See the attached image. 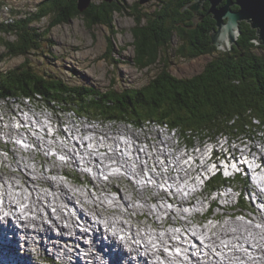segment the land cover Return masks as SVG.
Returning <instances> with one entry per match:
<instances>
[{"label":"trees","instance_id":"16d2710c","mask_svg":"<svg viewBox=\"0 0 264 264\" xmlns=\"http://www.w3.org/2000/svg\"><path fill=\"white\" fill-rule=\"evenodd\" d=\"M194 1L197 0H163L152 14H139L138 7L131 8L136 23L132 30L134 64L141 69L158 66L154 78L143 88L101 92L94 87L69 86L60 79H48L35 73L25 62L0 77V99L10 96L35 99L40 95L47 102L70 107L79 115L121 121L136 128L157 121L175 128L182 143L187 145L220 136L235 142L264 135V57L253 53L264 47L254 44L256 32L249 24L241 22L237 45L228 53L218 52L211 45L210 32L215 29V22L208 14L209 4L205 3L198 13L202 21L197 25L192 13L182 11ZM126 6V0H114L110 4L100 1L91 3L80 13L77 0H43L34 14L11 26L0 24V32L16 37L13 42L3 40L8 53L5 58L39 50L52 28L82 18L87 29L95 25L108 27L110 36L106 38L103 58L118 63L112 58L113 37L117 35L113 17L127 11ZM237 9L232 7V10ZM47 17L52 20L43 31L31 26ZM175 36L178 44L172 48ZM170 49L179 59L218 55L198 75L181 79L169 72L166 54ZM227 182L218 175L208 183V191ZM238 183L244 184L242 180Z\"/></svg>","mask_w":264,"mask_h":264},{"label":"bare ground","instance_id":"6f19581e","mask_svg":"<svg viewBox=\"0 0 264 264\" xmlns=\"http://www.w3.org/2000/svg\"><path fill=\"white\" fill-rule=\"evenodd\" d=\"M2 102L10 103V101H8V97L5 98V102L4 101ZM16 114L17 113L14 112V115ZM34 117L36 118V115ZM12 118H14V116H12ZM72 118H75V117H72ZM9 121L11 123L8 122V125L5 126L4 124H2L3 121L1 122L0 120V131L2 129H7L8 131L4 130L2 132L7 131L8 133L11 131L15 132V130L17 129L18 130L23 129L22 126L18 124L19 120L17 116H15L14 120L9 119ZM117 123L118 122H116L115 125ZM74 125L78 126V129L80 130L79 132L80 134L81 128L79 124L73 121V126ZM128 125H131V124H128ZM24 127L26 130H29V127L32 128L33 126L31 125L27 128L25 125ZM138 129L141 130V128H138ZM40 131H42V129H40ZM102 132L104 133L106 131H102ZM167 135L170 137L176 138L178 136V133H176V136L173 134H167ZM40 138L47 139V136H43ZM67 139H70V138L67 137ZM35 140L37 141L38 144L40 143L39 138L38 139L36 138ZM124 140L129 141L127 147L125 148L127 150L124 149L126 142H123L122 144L120 143L118 145L119 151H122V149H124V152H120L119 154V152H117L116 150L114 151L112 150V147L116 146V137L115 138L106 137L105 142L100 144L101 148L106 149L105 152L103 153V156H102L103 158H98L97 156H95L96 155L95 153H92L89 156H85V152L79 149V154L84 156L83 159L80 160V158L76 156L73 150L72 151L67 150L66 153L69 152L70 154V156H68L69 158L67 157L68 163L70 164L72 163L73 165L72 167L75 169H78L81 166L80 163L85 162L86 164L85 167L87 166L91 167L96 171V173H98L100 171L96 168L97 162L95 159H93V157H95L98 160V163H100L102 162L104 158H105V161H107V160L113 159V157L116 156L119 159L121 158L120 162L121 164L123 163L122 166L124 167V170H126L127 174H129L130 176H133V173H134V175L138 177L144 176V173H143L144 168L146 167L150 168V164H147L145 166L141 163L142 161H139L138 163L139 157L128 158L126 156V153L128 154L132 153V151L129 152V150L131 149V142H134L133 140L139 141L138 136L135 135V133L134 135L132 134L126 135ZM108 142H111V143H108ZM53 143L55 144V146L56 144L60 145L61 151H64L63 144L61 145V143L59 142L57 143L56 141H54ZM107 144H109L110 147H106ZM262 144H263L262 146L263 148H261V150L257 146H254L252 144L249 146V148H252V151L257 153L258 155L257 157L252 156L250 153L244 152L243 150L238 151V149L236 150V148L233 149L232 147L229 148V152L234 150L236 154L240 155V157H242L248 163L258 162L259 164H261L263 171H264V152H263L264 142ZM44 146H45L46 152L48 153V151L50 150L49 146L53 147L54 145L45 141ZM247 146L246 148H248ZM128 147H129V150H128ZM149 150L150 152L157 151L160 154L162 153L167 154L166 157H168V159L162 160L163 163L160 168L156 169L154 167L156 170V173H155L156 175H160L161 173H164L160 176L161 180L160 181L158 180L157 184H155V180H154L152 187H145L143 188V190L139 191L136 194L132 193V195L136 196L137 199L142 203L141 209L139 211H138V207H136V203L134 201L128 200L127 197L124 196L125 194L122 192L120 193L119 200H116L114 197L112 198L110 195L107 194L106 191H103L105 192V194H101V193L94 194V193H91L90 191H86L85 193H82L81 191L82 188L77 189V187L73 185L72 183L66 185L63 182L64 181L63 179L62 180L56 179V183L52 188L53 197L48 196L47 191H43L41 190V188H39V183L45 182V179L49 173V169L44 168L42 170L35 171L33 166H31V163L28 162V159H25L26 157H23V154H21L22 155L21 157L24 163L21 164L19 162H15V166L19 169L23 168L28 173L29 175L28 177L24 176L25 174H23L21 171L16 173L13 170H8L9 172H11L10 176H13L14 178H7V177H4V175H2V171L0 168V173H1L0 174V196L3 198L6 197L4 209L9 212L8 216L6 218H3L2 219L3 221L1 222L6 225L0 224V248L4 252L3 258L7 254L8 256L7 259H9L14 264H36L34 260L31 262L32 255H33V258H35L34 255L41 253L40 256H42V252H43L49 257L51 256V253L52 254L56 252L60 253L59 248H62L63 250L62 253H60L63 259H66L69 257L75 258L76 252L64 249L61 246V242L58 240L64 239L67 241L66 239L67 237L65 236L67 232L70 233V232L78 231L77 225L79 224L76 222V219L77 220L79 219L81 222L86 223L87 226L91 227L94 230L92 235L95 236V239H97L98 237L102 235H108L109 240L112 242L113 245H116L117 247L116 252H113L110 249L109 252L106 253V251L104 250V245L102 243L96 242L95 246L98 249L99 253L95 255L93 253L90 254V258L94 259L93 262H99L101 259H103L104 256H106L107 258H109V261L111 264H132V262L136 261L134 259L135 258L134 255L139 254L140 251H144L142 250L141 246H143L145 249V257L150 259L152 262H159L157 261V259H158L161 246L164 247L165 245H167L171 249H175L178 247L188 248L187 245L174 241V236L181 237V233L179 231H175L173 233H171L172 231L171 232L166 231L163 233H160L157 231V233L154 234L152 231V227L148 224H141V225L138 224L136 227L133 224H129L128 223L129 221L125 223V221L121 220L124 218H128V219L132 218L131 213L136 212L138 214V217L143 214L145 215L146 213V215L150 216L152 221L154 222V218L159 217L161 213L163 215L165 214L169 215V213H165L166 211H170L171 214L181 213L182 211H184L183 207L185 205H189V208L191 207V205L194 206L193 209L190 208L188 210L189 215H193L194 213L200 211L201 207H204L206 199L202 201L198 199L193 200L194 195L190 199V202H188V199L187 201L183 199L185 198L184 192L188 193V196H191L192 194L199 192L200 175L197 169L206 170L207 169L206 167L209 166L208 164L209 161L203 159L202 156L200 155L197 158L198 154L195 151H193V154L195 156L194 161H191L190 163L189 161L186 160V158L183 160L181 158L182 156H184L182 154V149L176 146V143L172 138H165L162 136L157 137V142H152L151 144L148 142L147 146L145 147L144 152H141L139 156L152 158L148 152ZM57 152L59 153V155H61L60 150ZM38 153H39L38 155H43V153L39 150H38ZM47 153L44 154L43 156L44 157L47 156ZM13 156L14 155H12L11 157L13 160L17 158L16 155L15 157ZM51 159L52 158L49 157V160ZM171 159H172V163L175 166L173 169L170 167L168 163ZM230 159H231V162L237 161V157L235 155H231ZM131 162L137 165L134 171L131 170L130 168ZM53 164H54V160H53V163L51 164L52 166L51 172L57 175L58 173H56V166ZM191 165H194V166L197 165V166L192 167ZM16 167L13 166L11 168H16ZM104 169H107V167L105 166ZM230 169H232V167H227L228 171ZM237 169H240V173L246 172V169L243 167L242 164H237L235 168H233L234 171H236ZM84 170L86 171L87 169L85 168ZM193 170H197V172H194ZM31 174L35 175L34 178L30 176ZM141 178H142L141 180L144 179L143 177ZM261 178L263 179V183H264V177H261ZM5 179L7 183H5L4 181ZM247 182L249 183V186L247 187V196L257 197L259 199V197L261 196L260 190L258 191V190L253 189V183H251L250 180L247 179ZM30 185H32L33 187H31ZM158 185L159 186L166 185V186H169V188L171 189V192L168 195H172V196L171 197L166 196L162 200L163 205H171V206L168 209L158 206L155 209L156 211L155 213L152 211L151 201L147 199L146 197L147 195L145 196V192H147L148 190H151L153 191V193H156L159 189L157 188ZM97 188L101 190L103 189L100 187H97ZM54 192L55 193L57 192V194L55 195ZM162 193L166 194L164 191H162ZM93 194L96 195V197H93ZM234 195L235 193L232 189H226L223 193L219 194L218 196L211 199L210 201L213 203H216L215 200H218L221 203L227 202L228 204H230L231 202L234 201V198H233ZM110 197L112 199V202L106 204L107 202L106 198H110ZM158 199H160V196L156 195L154 197V200H158ZM41 200H45L47 203H49L47 208L51 206L52 208L56 209V212L59 218L53 219V225L55 226L59 225L58 223L60 220L67 221L68 223L67 227L65 228L64 226H61V229H59V235L56 237H55V233L51 229V226L45 223L42 219L43 214L40 211V208L41 206L44 207V205L42 204L43 201L39 205V210H38L36 202H40ZM76 201H78L79 204L76 205L75 203ZM72 202H74V206L78 208L76 210L74 207L71 206L74 210V214L76 215V219L72 215L65 216L62 213L63 204H66L69 206V204L70 203L72 204ZM152 202L155 203V201L153 200ZM259 202L264 203L262 199H259ZM19 205H24V206L19 207V212H16V215L14 216L13 212L16 211ZM117 205H119L120 207H117ZM32 207L37 208L36 213L34 212V208ZM105 209H106V214H108L107 216H104V214L102 213L103 211H105ZM86 213H88V215H86ZM113 213L117 214V216L120 219H118L116 215L114 216ZM226 216L227 217L224 219H228L230 222L224 223L222 225V222L224 221L223 219L219 223L215 224L217 226L209 227L206 230L205 229L202 230L203 232L202 235L205 238L204 241L206 242L205 243L206 246L203 243H201L200 245L196 243V247L194 250L199 251V254H203V255L205 254L204 258H206L208 262H213L214 264H227V262L232 263V264H237L238 262H247V264H250V263L264 264V228H262V224H264V216H261L259 214H254L251 221H245L242 219L236 220L235 218L230 217L229 214H227ZM14 217L18 219H20V217L25 218V222L21 223V226L17 228L16 226L12 224V219ZM29 218H34L36 220H28ZM97 219H98V223L103 224L102 229L99 224H96ZM157 221L158 220H156V222ZM174 222L176 223L178 227L181 225L183 230L189 228V223L186 221L178 222L174 220ZM135 223H138V222H135ZM93 225H95V227ZM97 226L99 228H97ZM127 231H130V232L128 233ZM22 234H24L27 237V240H26V237L23 236L25 238V241H24L23 237L21 236ZM118 234L122 235L121 239L119 240H118ZM155 236H156V239L154 238ZM53 237L55 238L56 241L54 242L49 241V239H53ZM36 238L37 240H35ZM140 242L141 244H139ZM245 242H247L249 245H251V242L254 243V246H251V250H249L247 253L241 252L242 245ZM72 243L74 246L73 249L76 250V247H75L76 241L73 240ZM225 246H227V250L224 249ZM18 248L21 250V253L25 254L23 255V258L18 255ZM181 251L185 253L186 257H188L187 261L191 260L192 262H196L192 260V257L190 256L191 250H189V248L185 251L181 249ZM216 252L218 253V255L213 256V253H216ZM165 256H169L168 258L169 262H175L176 264H178L177 261L180 260V258L182 257V256L177 255L176 250H174V252H172L171 254H165ZM154 259L156 260L154 261ZM78 260L79 262H82L80 259ZM138 260H140L138 261L139 264H147L146 260L140 256L138 257ZM44 261H47V260H44ZM122 262H125V263H122ZM42 263L44 264V262Z\"/></svg>","mask_w":264,"mask_h":264},{"label":"clouds","instance_id":"9594fccd","mask_svg":"<svg viewBox=\"0 0 264 264\" xmlns=\"http://www.w3.org/2000/svg\"><path fill=\"white\" fill-rule=\"evenodd\" d=\"M101 1H103V0H101ZM77 3H78V1H77ZM91 3H96V2H95V0H93ZM209 8H210V5H209ZM10 22H12V21L9 20L5 23L9 24V26H11V24H13V25L15 24L13 22L12 23H10ZM0 24H2L3 27H6L5 24H3V23H0ZM255 41H253L254 44H255ZM236 45H234V46H236ZM255 45L256 46H262L259 44L258 45L255 44ZM262 47H264V46H262ZM218 52H220V51H218ZM7 54L8 53L6 50L5 56ZM207 55H209V54H207ZM21 56H26V55H21ZM201 56H206V54L201 55ZM0 57H2V56L0 55ZM14 57H16V56H14ZM7 58H13V57H7ZM187 60H189V59H187ZM190 60H194V59H190ZM12 70H14V69H12ZM9 71H11V70H9ZM7 72H5V73H7ZM5 73L0 74V77ZM0 101L5 102V98H1ZM8 101H10V104H18L20 106L23 105V106H25L31 110H34L35 108L32 109L33 107L28 106V102L30 103V102L37 101V102H41L43 107H47L48 109H50L51 111H53L55 113L61 112V114H63V115L70 116V115H73L72 112H74L70 107H66L65 105L63 106V108L60 107L58 104L55 103V101L49 103V102H47V100L43 99L42 96H40V95H36L35 99L10 96V97H8ZM18 111H23L24 115L28 119L31 120V122L34 126L37 125V122H36L34 116L38 115L41 118V120L44 122L45 129L42 131L36 132L35 136L38 138L43 137V136H47V139L50 142H52L54 140L57 143L59 142V143L63 144L70 151L73 150L74 153L76 154V156L78 158H80V160H82L84 156L79 154V149L81 151L85 152V156H89L92 153H95L96 154L95 156H97L98 158H102L103 153L106 150V149L100 147V144L104 143L106 140V137L102 134V131L109 130L108 127L113 126V125H108V124H111V123L114 124L116 122L123 123L125 125L129 124V123L121 122V121L92 119V118L85 117L83 115H79L77 112H74L76 114V116L86 120V122H84L85 123V129L81 128L80 134L74 133V135H72L70 139H67V137H65L64 133L69 132V130L73 126V121L77 123L76 118H70L71 123H69V124H68V122L66 123L62 120L58 123H54L53 117H51L47 113V110H45L46 115H47L46 116L43 112H42V114H35L34 112H32L26 108H20L19 110H15V108L11 109V112L9 113V115L12 113V116L15 117L16 115H14V112H18ZM3 116L5 117L6 115H3ZM153 122H156L158 124H165V123H159L157 121H153ZM94 123L97 124L96 127H94L92 125ZM99 124H101V125H99ZM80 125L81 124H79V126ZM88 125H91L92 127L88 126ZM62 126H64L66 129L63 128ZM127 127L128 126H126V128ZM168 127L172 130L175 129V128H172L170 126H168ZM126 128L125 127L124 128L117 127V129L115 127L110 128L112 134L116 136V146L112 147V150L113 151L116 150L117 152H119V154H120V152H124V149H122V151H119L118 145L120 143L122 144L124 142L126 135H131V133H130L131 130H128ZM103 136L105 138H103ZM221 137H223V136H220V137L216 138L215 140H207L208 142L207 141L197 142V143H195V145H187V144L182 143L181 138H179V134L176 138L170 137V136L166 137V138H172L174 141L178 139V141L181 142V143H178V142L176 143V141H175L176 146L178 148H181L179 145H182V148H181L182 154L185 156L186 160L189 161L190 163H191V161L195 160V156L193 154V151H195L198 155L202 156L203 159L209 161L208 162L209 166L206 167L207 168L206 170L197 169L199 171V175H200V178H199L200 190H199V192L194 193L191 196H188V193L184 192L185 198L183 199L186 201L188 199V202H190V199L194 195L193 200L198 199V200L202 201V200L206 199V201H205L204 207H201L200 211L194 213L193 215H189L188 210L190 208L193 209L194 206L191 205V207L189 208V205H185L183 207L184 211H182L181 213L171 214L170 211H166L165 213H169V215H167V214L163 215L161 213L159 216L161 219L159 217L154 218V222L151 219V222H152L151 226H153V228L155 229V231H153L154 234H156L157 231L160 233H163L166 231H172L171 233L175 232L176 230L174 229V225H176V223L174 222V220H176L178 222H180V221L188 222L189 228H187L186 232L181 233V237L174 236V241H176L178 243H183L184 245H187L189 250H191L190 256L192 257V260L198 262V264H208V263L214 264L213 262H208V260L206 258H204L205 254L204 255L199 254V251L194 250L196 247V243H198L199 245L201 243H203L206 246V244H205L206 242L204 241L205 238L202 235L203 229L206 230L209 227L217 226L215 224L219 223L224 218H226L227 214H229L230 217H233L236 220L242 219L245 221H251L254 214H259L261 216H264V205H263L264 203L259 202V199H262L264 201V183H263V179L261 178V177H264V171H263L261 164H259L258 162L248 163L242 157H240V155L236 154L234 150L229 152V148H228V145H226V143H228V142L231 143L230 140L228 142H226L224 145H220L221 146L220 148L222 150H224V151H220L217 148V145L220 142V141L218 142V139ZM260 137L264 142V135L262 134V136H260ZM3 140L6 143H4ZM28 141H30V139L15 137L14 139L10 140L8 138L1 137L0 138V157L8 160L10 152L15 151L21 159V154L31 153V155L28 156V162L31 163V166L35 165L40 170H42L46 167H48V169H49V173L45 179V182L39 183V187L42 188L44 191L49 192V194H52V188L55 185L57 178L63 179L64 180L63 182L66 185L69 183H72L73 185H75L77 187V189L82 188L84 191H90L91 193H94V194H96V193L105 194V192H103V191H106L108 195H110L112 198L114 197L116 200H119L121 192L126 195L127 191L123 188V186H127L129 188L128 191L130 193H127V194H130V195H132V193L133 194L138 193L139 191L143 190V188H145V187H152L153 186V182L155 180L153 176H154V173H156V170H155L153 164L150 165V168H147L146 170H144V172H143L144 176L138 177V176L134 175V173H133V176H130L129 174L126 173V170H124V167L122 166V164L118 165L120 163L121 158L119 160L111 159V160H107V161H105V158H104L102 160V162L98 163V160L95 157H93V159H95L97 162L96 168L100 172L96 173V171L93 168L88 167V166L85 167L86 166L85 162L80 163L81 166L79 169L81 171L77 172L76 171L77 169H75L73 167H71L72 170L68 169L67 165L71 166V164L68 163L67 158L63 157V155H59V153L55 149H50L47 153V156L52 158L51 160L48 161L43 155H41L37 159L36 156L39 154L38 149L34 145L27 143ZM245 141H250V140H241V141H237V142H233V143H235V144L238 143L239 146H244V145H247L246 144L247 142L245 143ZM148 142L150 144L152 143L151 140L147 139L143 143L135 142V144L136 145L139 144L140 147H141V145H143L145 148L147 146ZM205 142H207V143H205ZM263 142L262 141L259 142L261 147H258V148L260 150L263 146V144H262ZM108 143H111V142H108ZM106 147H110V145L107 144ZM238 148L239 147H237V149ZM128 150H129V147H128ZM139 150L143 151L141 149H139ZM241 150H243L244 152H248L251 155H254L255 157L258 156L255 154L254 151H252V148H250V149L249 148H247V149L241 148ZM130 155H131V153L130 154L126 153V156L128 158H130ZM231 155H235L237 157L236 162H231V159H230ZM53 160H54V164L57 168H59V166H60L59 170H56V173H58L57 175L51 172V168H52L51 164L53 163ZM139 161H142L143 165H147V162H146L147 160L145 158H140L138 160V163H139ZM43 162H47L49 165L43 166L42 165ZM237 164H242L243 167L246 169V172L240 173V169H237L236 171H234L233 169H230L229 171L227 170V167H235ZM105 166L107 167V169H104ZM130 166H131V168L135 169L137 165L133 166L132 164H130ZM85 168L87 169L86 171L84 170ZM12 170L15 171L16 173L21 171V172H23V174L28 176V173L26 171H24L23 168L19 169L16 167V168H12ZM5 172L7 173V175L11 174V172H9V171H5ZM73 172L77 173V177L74 175ZM218 175H221L225 180H228V182L225 185L216 188L215 190L208 191V187H207L208 183L211 180H213L215 177H217ZM31 177L34 178V175H31ZM141 177H143L144 179L140 180ZM12 178H14V177L12 176ZM247 179L250 180L251 183H253V189L258 190V191L260 190L261 196L259 197V199L257 197L247 196L248 202H245V200H243L245 189L249 186ZM239 180H242L244 182V184H239L238 183ZM4 181H5V183H7L6 179ZM234 184H238L241 187L239 189V191H241V192L238 191L237 187L233 186ZM97 187H100L103 189L101 190V189H98ZM230 188H232V190L235 193V195L233 197L234 201L231 202L230 204H228L227 202L221 203L215 199L214 200L216 203H213L210 201L211 199L215 198L219 194L223 193L226 189H230ZM162 191H164L166 194H163ZM170 192H171V189L169 188V186H166V185L159 186V189L156 193H153V191H151V190H148L147 192H145L146 193L145 195H147V196L154 194L151 199L148 198L151 201V207H154V209H152L153 212L156 213L155 209L158 206H160L162 208H166V209L170 208L171 205H163V203H162V200ZM156 195H159L160 199L154 200V197ZM169 196L171 197L172 195H169ZM111 197L106 198V200L108 202H112ZM128 198L131 199L130 196ZM132 199L134 202H135V200H138L134 196ZM152 200L155 201L156 204L153 203ZM242 200L245 203L241 202ZM5 201H6V197L3 198L0 196V220L3 218H6L8 216V213H9L7 210L4 209L5 203H3V202H5ZM135 203L138 204L137 202H135ZM241 204H242V206H241ZM19 207H23V205H19L17 207V210L15 212H13L14 216L16 215V212H19ZM117 207H120V206L117 205ZM176 207H175V209H176ZM48 209L53 211L52 210L53 208L51 206H49L48 208H46V206H44V207L41 206L40 211L42 213H44L43 214L44 220L51 222L52 227H54L53 219L49 217L50 213H49ZM121 211H122V209H121ZM194 211H192V212H194ZM217 211H218V213H217ZM133 213L135 214V216H133ZM133 213H132V217L137 218L138 214H136V212H133ZM73 214H74V210L71 212V214L69 213V214H66V215L64 214V215L65 216H69V215L73 216ZM144 218H146V216H140L138 218V220L140 221ZM20 219L22 220V223L25 222V218L20 217ZM156 220H158V221L156 222ZM143 223H146V222H143ZM12 224L14 225L13 221H12ZM3 225H6V224H3ZM14 226H16V225H14ZM262 228H264V224H262ZM154 238L156 239V236ZM191 239H192V241H191ZM101 242H105V241L101 240ZM106 242H109L110 244H112V242L110 240L109 241L107 240ZM251 246H254L253 242H251V245H249L247 242L243 243L242 248H241V252L247 253L249 250H251ZM188 248L178 247V251H181V249L183 251H185ZM170 249L171 248L167 245H165L164 247L161 246L157 261L160 262V259L161 260L163 259L162 255L165 256V254H171ZM224 249L227 250V246H225ZM115 250L117 251V249H115ZM19 251L21 252V250L18 248V253H19ZM217 255H218V253L217 254L213 253V256H217ZM178 256H182L180 258V260L177 261L178 264H184V262H189L187 264H194V262H192L191 260L187 261L188 257L185 256L184 252H181V255H178ZM166 258L168 260L169 256H166ZM155 260L156 259H154V261ZM201 261H202V263H199ZM203 262H208V263H203ZM132 263H136V262H132ZM227 263L232 264L229 262H227ZM237 264H247V262H238ZM250 264H255V263H250Z\"/></svg>","mask_w":264,"mask_h":264},{"label":"rangeland","instance_id":"374dc122","mask_svg":"<svg viewBox=\"0 0 264 264\" xmlns=\"http://www.w3.org/2000/svg\"><path fill=\"white\" fill-rule=\"evenodd\" d=\"M41 1L42 0H0V23L6 24L5 22H7L9 20L14 23L17 20L26 18L30 14H34L38 8V4ZM99 1H101V0H95L96 3ZM162 1L163 0H148L146 3L141 5L139 3L140 0H126V4H127L126 7L128 8V10L124 11L122 13H116L114 15L113 25L115 27V31L117 32V35L113 37L114 50H113L112 58L117 59L118 63H115L106 57L103 58V54L105 53V50H106V38L108 36H110V31H109L108 27L106 25H95L91 29H87L85 27L83 19L82 18H76V19L71 20L67 24H60V25L52 28L50 33H49V36H48V40H50V41L43 40L40 44L39 50H37L35 52H30L26 56L18 55V56L13 57V58H5L6 48L3 45V42H4L3 40L13 42L16 40V37L13 34L5 35L4 33L0 32V55L2 56V57H0V74L5 73L9 70L15 69V68L21 66L22 64H24L25 62H27L30 69L32 71H34L35 73H38L39 75H42L43 77L48 78V79H51V78L60 79L64 83L68 84L69 86L94 87V88L100 90L101 92H106L109 89H113L117 92H121L125 89L143 88L144 86H146L148 84V82L152 78H154V76L156 74V70L158 69V66H152V67H147L145 69H143V68L141 69V68H137V66L134 64L133 59L135 56V48H134V38H133L132 30L136 26V23H135V16L132 15L133 13L131 12L132 11L131 8L132 7H134V8L138 7L137 11L139 14H152L156 11L158 5ZM201 10H203V5H202ZM201 10H199L198 13ZM198 13L196 14V16H194V18H197ZM51 20H52V17L43 18L41 21L33 23L31 26L36 28L37 31L41 32L49 25V22ZM201 21H202V19H201ZM12 22H10V23H12ZM145 23L146 22L143 21L142 25H144ZM197 24H195V25H197ZM177 44H178V39L175 36V37H173V40H172V48L176 47ZM253 53L258 55V56L264 57V48H257L255 50H253ZM166 55H168L167 59L169 62L167 64L169 66V71L171 72V74L177 78L187 79V78H191L195 75H198L200 72H202L205 65L212 58L216 57L218 55V53H214L212 55L200 56L199 58H195L194 60H183V59H179L178 57L174 58V56L172 55L171 49L169 50L168 54H166ZM28 106L33 107L32 109H34V108L35 109L31 110V109H29L23 105L20 106L18 104L3 103L2 101H0V120H1V122L3 121L2 124L7 126L8 122L11 123L9 121V119L10 120L15 119V117L12 118V113L9 115V113L11 112V109H14V108H15V110H19L20 108H26V109L34 112L35 114H42V112H43L45 115H46L45 110H47V113L51 117H53L54 123H58L62 120L66 123L68 122V124H69V123H71L70 118H72V117H75L78 121L77 116H75V115L67 116V115L61 114V112L55 113V112L51 111L50 109H48L47 107H43L41 102H37V101L30 102V103L28 102ZM16 113H17L16 116L18 117V120H19L18 124H20L23 129H19V130L17 129V130H15V132L11 131L8 133H7V131H8L7 129H2L0 131V137L3 136V137L8 138L10 140H12L15 137H22V138L26 137V139H30V141H28L27 143L34 145L39 151H41L43 153V155L47 153L45 146H44L45 141H46V142H49L50 144L54 145L53 147L49 146V149H55L56 151L60 150V154L63 155L65 158L70 156L69 152L66 153L67 150H69V149L64 146V151H61V146L57 145V144L55 146V144L53 143L54 140L52 142H50L48 139H41L39 137V140L40 139L41 140H40L39 144L37 143V141L35 140L36 138L38 139V137L35 136L36 132L40 131V129H42V130L45 129V124L38 115H36V118H35L38 125H35V127H34L31 120L28 119L27 117H24L25 115H24L23 111H18ZM2 114L6 115V116L4 117ZM2 119H4L5 121ZM29 124H31L33 127L32 128L29 127V126H31ZM25 125L27 128L29 127V130L25 129V127H24ZM126 126H128V127L126 128ZM62 127L65 128L64 126H62ZM113 127H115L116 129H117V127H122V128L125 127L126 129L131 130L130 131L131 134L134 135V133H135V135H137L138 138L140 137V139H143V140H145V139L152 140L151 142H157L158 136H162L165 138L169 137L166 134L161 135L154 128H150L147 130H139V129L136 130V127H134L133 125H125V124H121V123H117ZM108 128L110 131L105 130L106 132H104V133L102 132V134L106 137L115 138L116 136L111 133L110 128H112V127H108ZM4 130H7V131L2 132ZM79 132H80V130L78 129V126L74 125L71 127L69 132H65V137L71 138V136L74 135V133L79 134ZM173 135L176 136V133H174ZM10 136H12L13 138ZM260 136H262V134H257L250 141H245V143L247 142L246 144L248 146L247 145L239 146L238 143L237 144H235L233 142L230 143V142H228L229 141L228 138L221 137L218 139V142L219 141L220 142L217 145V148L220 151H224L220 148L221 147L220 145H224L226 142H228V143H226V145H228V148L232 147V148H236V150H237V147H239L238 151H240L241 148L247 149L246 146L249 148V146L251 144L254 146H257V147H261L259 142L260 141L263 142V140L261 139ZM133 141L134 142H131V149L129 150V152L132 151L130 157H133V158L139 157V159L145 158L147 160L146 161L147 164H150V165L153 164V166L156 169L160 168L162 166V163H163L162 160L163 159H165V160L168 159V157H166L167 154H163V153L160 154L157 151H151L150 152V150L148 152L152 158L139 156V154L141 152H144L145 148L143 145H141V147H140L139 144H137V145L135 144V142H139V141H136V140H133ZM175 141H176V143L177 142L181 143L178 141V139ZM124 142H126V145L124 146V149H125L129 143V141L124 140ZM207 142H205V143H207ZM235 142H237V141H235ZM179 146L182 148V145H179ZM38 147H40V148H38ZM159 148H161V147H159ZM139 149H141L143 151H140ZM125 150H127V149H125ZM12 152H14V153H12ZM12 152H10L8 160L0 157V163H1L0 168L2 171V175H4V177H7V178H12V176H10V174L7 175V173L5 171L12 170L11 167H13V166L16 167L15 162H19L21 164L24 163L22 157L20 159V157L17 155V153L15 151H12ZM255 154L257 155V153H255ZM12 155H14L13 157H15V155H16L17 158L13 160L11 158ZM30 155H31V153L23 154V157H26L25 159H28V156H30ZM40 156L41 155H37L36 158L38 159ZM198 156L199 155H197V158H198ZM252 156H254V155H252ZM45 158L47 160H49L48 156H45ZM181 158L184 160L185 156H182ZM113 159L119 160V158L116 156H114ZM2 161H4V162H2ZM122 162H123V160H122ZM168 163L172 169L175 167L174 164L172 163V159ZM120 164H121V162L118 165H120ZM131 164L136 165L133 162H131ZM42 165L48 166L49 164L47 162H43ZM53 165H55V164H53ZM122 165H123V163H122ZM72 166H73L72 163H71V166L67 165L69 170H72V168H71ZM191 166L195 167L197 165H195V166L191 165ZM33 168L35 169V171L40 170L35 165L33 166ZM130 168H131V166H130ZM233 168H235V167H232V169ZM46 169H48V167H46ZM146 169H147V167L144 168V170H146ZM56 170H58L57 167H56ZM131 170L134 171L133 168H131ZM193 171L197 172V170H193ZM73 173L77 177V173H75V172H73ZM162 174H164V173H161L160 175H156L154 173L155 184H157L158 180L159 181L161 180L160 176ZM20 175H21V173H20ZM31 175H34V174H31ZM24 176H27V175H24ZM57 179H59V178H57ZM141 179L142 178H140V180ZM59 180H62V179H59ZM162 183H164V182H162ZM69 184H71V183H69ZM30 186L33 187L32 185H30ZM233 186L237 187L238 191L241 188L238 184H234ZM123 188L127 191V193H130L128 191L129 188L127 186H123ZM157 188H159V185L157 186ZM230 189H232V188H230ZM41 190H43V189L41 188ZM81 191H82V193L86 192L83 189H81ZM239 192H241V191H239ZM127 193L124 196L127 197L128 200L133 201L132 198L134 195H130ZM54 194L56 195L57 192L56 193L54 192ZM48 196L53 197V193L50 195L48 192ZM84 196H85V194H84ZM129 196L131 197V199L128 198ZM152 196L153 195H148L146 197H147V199L148 198L151 199ZM167 196H169V195H167ZM93 197H96V195L93 194ZM134 197H136V196H134ZM243 200H245V202H248L247 193L244 194ZM41 202L44 206L45 205L48 206V204H49L45 200H41L40 202H36L38 210H39V205L41 204ZM76 202H78V201H76ZM135 202L138 203V204H136V207H138V211H139L141 209L142 203L139 200H135ZM77 204H79V203H77ZM69 206L74 207L76 210L78 209L76 206H74V202H72V204L70 203ZM98 207H99V205H98ZM32 208H34V207H32ZM151 208L154 209V207H151ZM71 211H73V210H71ZM34 212L35 213L37 212V208H34ZM62 213H63V210H62ZM102 213L104 214V216L108 215V214H106V209ZM132 213H131V216H132ZM42 214H44V213H42ZM86 215H88V213H86ZM113 215L114 216L116 215V217L118 219H120L117 216V214L113 213ZM143 215H140V216H143ZM145 215H146V213H145ZM133 216H135L134 213H133ZM138 218L132 217L129 219L124 218L121 220L125 221V223L129 221L128 222L129 224H133L136 227L138 224H140V225L141 224L152 225V222L150 220L151 219L150 216L146 215V218H144L140 221L138 220ZM42 219L45 223L50 225L51 229H52V223L45 221L43 217H42ZM28 220H36V219L29 218ZM135 222H138V223H135ZM143 222H146V223H143ZM228 222H230L228 219H224V221L222 222V225L224 223H228ZM93 226L95 227V225H93ZM52 231L54 233H57V230H55L54 228L52 229ZM21 236H20V238H21ZM65 236L67 237V235H65ZM33 238H35V237H33ZM35 240H37V238ZM59 251H60V253H62V251H63L62 248H59ZM56 253H58V252H56ZM42 254H44V253L42 252ZM215 254H217V253H215ZM51 255H52V253H51ZM38 256H39V254H37V256H35V258H38ZM42 257H46V256L43 255ZM35 258H33V255H32L31 262L33 260H34V262H36ZM42 262H44V264H48L40 258L38 259L36 264H43Z\"/></svg>","mask_w":264,"mask_h":264},{"label":"water","instance_id":"95a60500","mask_svg":"<svg viewBox=\"0 0 264 264\" xmlns=\"http://www.w3.org/2000/svg\"><path fill=\"white\" fill-rule=\"evenodd\" d=\"M77 9L84 12L93 0H77ZM105 3H112L113 0H103ZM148 0H140V4ZM209 3L210 14L215 21V29L210 32L211 45L218 51L227 53L234 45L240 35V23H248L256 32L255 44L264 46V0H197L186 5L182 11H189L193 15V22L197 24L201 18L196 14L202 9L204 3ZM238 10H232V7Z\"/></svg>","mask_w":264,"mask_h":264},{"label":"built area","instance_id":"2783aa9c","mask_svg":"<svg viewBox=\"0 0 264 264\" xmlns=\"http://www.w3.org/2000/svg\"><path fill=\"white\" fill-rule=\"evenodd\" d=\"M73 114H75L74 112H72ZM83 122V123H82ZM84 122H86V120L85 119H82V118H79L78 117V121H77V123L78 124H81L80 125V128H84L85 129V123ZM115 124V123H114ZM114 124L113 123H111V124H108V125H113L114 126ZM94 127H96V125L97 124H92ZM99 125H101V124H99ZM88 126H91V125H88ZM112 126V128H114ZM92 127V126H91ZM150 128H154L157 132H159L160 134H174V133H178L177 131H176V129H170L166 124H158V123H156V122H146V123H144V124H142L141 125V130H147V129H150ZM160 131H159V130ZM139 139V143H143L144 141H146L147 139H145V140H143V139H140V137L138 138Z\"/></svg>","mask_w":264,"mask_h":264},{"label":"flooded vegetation","instance_id":"af4514ba","mask_svg":"<svg viewBox=\"0 0 264 264\" xmlns=\"http://www.w3.org/2000/svg\"><path fill=\"white\" fill-rule=\"evenodd\" d=\"M174 58H176V57L174 56ZM183 60H187V59H183Z\"/></svg>","mask_w":264,"mask_h":264}]
</instances>
